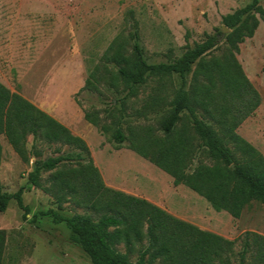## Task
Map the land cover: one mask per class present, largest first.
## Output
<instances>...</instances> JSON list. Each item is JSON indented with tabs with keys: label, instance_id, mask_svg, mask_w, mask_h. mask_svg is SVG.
Wrapping results in <instances>:
<instances>
[{
	"label": "trees",
	"instance_id": "1",
	"mask_svg": "<svg viewBox=\"0 0 264 264\" xmlns=\"http://www.w3.org/2000/svg\"><path fill=\"white\" fill-rule=\"evenodd\" d=\"M259 20L264 21V9L259 0H251L222 17L228 30L225 55L208 57L218 44L216 34L172 62L155 64L147 62L137 23L133 22L127 36L119 34L111 41L81 90L94 95L101 105L103 89L119 94L108 105V116L114 118L115 112L125 111L128 100L150 77L178 75L182 84L160 122L161 136L132 129L126 134L119 123L103 124L97 111H84V120L103 135L115 125L111 139L117 147L126 145L170 176L173 186H185L215 212L240 218L253 203L264 204V157L236 132L261 103L235 56L239 45L253 37ZM189 73L191 80L184 89ZM184 112L188 119L182 117ZM0 136L23 162L34 159L27 175L29 186L50 195L59 210L63 204H71L83 211L69 217L48 213L53 223L69 228V240L91 264H264L263 235L244 232L237 239L240 250L234 252L237 240L204 231L145 199L108 188L81 137L1 83ZM28 136L33 142L58 145L56 156L42 159L33 143L28 147ZM1 153L0 145V159ZM195 154L209 164L199 159L194 163ZM22 194L23 187L11 194L0 183V213L15 201L25 218L29 211ZM5 242V233L0 230V264Z\"/></svg>",
	"mask_w": 264,
	"mask_h": 264
},
{
	"label": "rangeland",
	"instance_id": "2",
	"mask_svg": "<svg viewBox=\"0 0 264 264\" xmlns=\"http://www.w3.org/2000/svg\"><path fill=\"white\" fill-rule=\"evenodd\" d=\"M250 2L0 0V83L81 137L102 178H112L126 187L120 192L147 197L166 210L188 216L179 217L183 221L228 240H237L246 231L264 236V204L253 203L238 219L226 212H215L189 189L174 187L166 173L129 151L126 145L117 147L111 139L115 125L103 135L84 120V111H97L105 125L119 123L126 134L132 129L159 138L160 122L182 84L178 75L150 77L136 96L128 100L125 111L115 112L114 118L108 116V105L119 94L113 89H103L104 105H101L94 95L81 90L111 41L119 34L127 36L133 22L137 23L139 44L150 64L172 62L216 34L218 44L208 57H221L227 53L228 33L222 31V17ZM259 4L264 9V0H259ZM235 56L261 97L259 107L236 132L264 157V21L259 20L253 37L239 45ZM191 76V73L185 76L184 89L188 88ZM119 89L122 90L121 86ZM182 117L188 119L187 113ZM27 141L28 147L33 143L42 153V159L56 156L55 149L59 148L42 141L33 142L31 136ZM0 145L2 188L12 194L23 187V205L29 211L23 218V210L11 201L6 211L0 213V230L6 239L2 264H91L69 240V228L64 223H53L48 213L54 211L69 217L83 211L71 204H63L59 210L50 195L27 184L34 159L23 162L4 136H0ZM198 159L209 164L195 154L194 163ZM47 177L48 173L43 174L42 180ZM119 249L123 251L122 247ZM239 250L237 240L234 252Z\"/></svg>",
	"mask_w": 264,
	"mask_h": 264
},
{
	"label": "crops",
	"instance_id": "3",
	"mask_svg": "<svg viewBox=\"0 0 264 264\" xmlns=\"http://www.w3.org/2000/svg\"><path fill=\"white\" fill-rule=\"evenodd\" d=\"M129 150V149H128ZM130 151V150H129ZM117 152V154L118 153H120L121 151H116ZM132 152V151H131ZM132 153H134V152H132ZM135 154V153H134ZM135 155H137V154H135ZM157 168V167H156ZM160 170V169H159ZM163 172V171H162ZM102 176V175H101ZM168 176V175H167ZM169 178L172 180V178L169 176ZM103 180H104V183H105V185L108 187V188H111V189H113V190H118V191H125L126 190V187H124V186H121V185H119V184H117L115 181H113V180H110V179H112V178H110V179H104V178H102ZM175 187V186H174ZM182 187H185V186H182V185H179V186H176V188H182ZM186 188V187H185ZM188 189V188H187ZM191 191V190H190ZM192 192V191H191ZM194 193V192H193ZM135 197H139V196H137V195H134ZM143 199H145V200H147L148 202H150V203H152V204H154L155 206H157V207H159V208H161V209H163V210H165L166 212H168L170 215H172L173 217H176V218H179V217H188V216H185V215H183V214H177V213H175V212H173V211H170V210H166L165 208H162V207H160V205L161 204H159V203H157V202H153L151 199H148L147 197H144ZM179 219H182V218H179ZM182 220H184V219H182ZM186 221V220H185Z\"/></svg>",
	"mask_w": 264,
	"mask_h": 264
},
{
	"label": "water",
	"instance_id": "4",
	"mask_svg": "<svg viewBox=\"0 0 264 264\" xmlns=\"http://www.w3.org/2000/svg\"><path fill=\"white\" fill-rule=\"evenodd\" d=\"M222 31L227 32L228 30L225 27H223Z\"/></svg>",
	"mask_w": 264,
	"mask_h": 264
}]
</instances>
